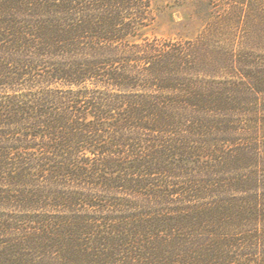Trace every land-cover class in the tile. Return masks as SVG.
<instances>
[{"label":"trees","instance_id":"1","mask_svg":"<svg viewBox=\"0 0 264 264\" xmlns=\"http://www.w3.org/2000/svg\"><path fill=\"white\" fill-rule=\"evenodd\" d=\"M0 0V264H264V0Z\"/></svg>","mask_w":264,"mask_h":264},{"label":"rangeland","instance_id":"2","mask_svg":"<svg viewBox=\"0 0 264 264\" xmlns=\"http://www.w3.org/2000/svg\"><path fill=\"white\" fill-rule=\"evenodd\" d=\"M202 0H152L154 22L145 29L148 38H193L201 24L195 15Z\"/></svg>","mask_w":264,"mask_h":264}]
</instances>
